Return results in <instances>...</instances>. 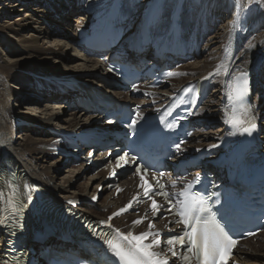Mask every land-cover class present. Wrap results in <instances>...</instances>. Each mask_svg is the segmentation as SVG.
Returning a JSON list of instances; mask_svg holds the SVG:
<instances>
[{
	"label": "bare ground",
	"instance_id": "6f19581e",
	"mask_svg": "<svg viewBox=\"0 0 264 264\" xmlns=\"http://www.w3.org/2000/svg\"><path fill=\"white\" fill-rule=\"evenodd\" d=\"M81 2L82 0H0V5H3L0 6V21L5 18L3 22H0V53L4 56L0 60V220L5 221L4 224H0V264L6 257V247L9 245L10 235L17 228L16 193L24 201L27 211L25 237L32 239L42 231L55 229L36 213L37 208H45V201H48L50 202L48 209L58 210L65 203V198L78 197L76 194L80 189L83 194L89 193V189L95 184L97 178V175H90L85 179L86 182L72 190L66 187L70 179L63 180L64 176L60 178L65 186L62 187L63 191L58 186L61 185V182L53 183L55 178L52 174L53 170L61 166V160L53 155L55 146H59V141L49 134L48 128L60 125L59 127L66 130L79 129L95 116L89 114L82 118L80 116L82 112L78 109L71 111L68 118H60V113L64 111V105L62 106L61 101L56 100L59 97L64 98V96L58 95L59 93L53 89L63 78L75 77L64 73H46L48 67L53 66L49 60H57L58 57L64 60L66 54L62 49L57 48L60 43L55 39L64 35L71 42L75 40V30L68 31L66 29L71 13L85 11L88 13L87 15H90V17L84 18V14L79 13L80 17H78L76 26L79 33L88 31L86 38H89L99 28L111 9L115 10L116 17L125 19L128 25L133 22L134 17H138L139 20L135 28L144 16V26L150 25L151 28H155L153 46L158 48L166 35H169L171 40L172 38L185 40L181 36L186 28L189 27L197 31L196 27H198L202 32L203 39L198 42L197 38L192 36L185 43L188 50L194 51L193 60L175 69L172 72L173 75H168L162 87L154 90L153 93L156 94L155 99H161L189 81H197L203 86H208L210 94L196 116L197 119H202L205 123L213 122L212 124H214L223 120V116L225 118L234 116L230 111L225 110L224 100L232 87L233 76L235 75L238 83L242 82L238 79L240 74L236 73L246 72L248 74L250 88L255 90L264 87L262 81L264 76V0L261 3L260 11H257V14L252 17L245 15L249 9L245 8V4L243 6L242 0H235V14L228 17L226 25H223L222 21L214 16H204L205 13L210 14V11H215V13L223 11V4L220 0H201L197 5L194 3L196 0H140V2L139 0H87L86 4H82L83 7H80ZM32 3L39 4L35 9L38 14L30 12L33 11L30 8ZM52 3L55 5L52 6ZM132 5H134L133 10L139 13H133L131 16L125 14L123 8ZM150 6L152 7L150 8ZM191 6L194 11L192 15H195L194 21H196L187 26L183 22V16L187 13L186 8ZM183 7V11L186 13L181 16ZM24 9H27L23 12L24 15L22 13L15 15ZM189 13L191 12L189 11ZM237 14L240 17L239 20H237ZM245 16H248L249 19H246ZM234 21L235 23H233ZM33 23L36 25L33 26ZM171 25L174 27L168 34L167 31ZM60 28L64 29L63 32H60ZM143 33L145 36L150 35L147 32ZM206 38L208 39L205 41ZM6 47L9 48L7 55L3 53V49ZM76 56L83 58L79 57L83 60L81 61L82 66L89 64V70H94L96 73L99 71L101 74L102 69L97 59L81 54H76ZM226 69L228 75H225ZM77 79L83 80L84 78ZM36 91H39L40 96L47 99L44 103L45 106H48L46 111L49 112L42 120L36 118L35 108L27 106L30 108H26L27 110L22 111V115H20L19 111L21 110L17 111L13 107V99L14 104L17 103L18 106L25 104V100L31 105L39 102V99L22 98L26 94L39 96ZM106 92L113 97L120 95L119 92L113 90ZM235 92H239L237 87ZM122 100L127 101L126 98ZM253 100L258 106V115L264 116V94L262 97L256 95ZM51 106V109L54 108L57 111L49 110ZM24 120L34 122L38 127L22 126ZM18 126H22L23 141H19V137H13ZM222 131V127L215 128L210 125L207 134L197 135L198 140L190 142L188 147L195 152L201 150L211 142H215V135H222ZM53 159L54 161L50 163L46 161ZM14 178H18L17 190L12 186ZM96 184L91 192L95 190ZM59 197H63L64 200ZM107 198L108 194H105L101 200V207H109L110 203L107 202ZM117 200H112V202L116 203ZM97 208L92 211L99 213ZM263 241L264 233L260 235L258 241H247L248 248L239 251V256L236 254V257L245 260L239 263L264 264Z\"/></svg>",
	"mask_w": 264,
	"mask_h": 264
},
{
	"label": "snow or ice",
	"instance_id": "6c2138e0",
	"mask_svg": "<svg viewBox=\"0 0 264 264\" xmlns=\"http://www.w3.org/2000/svg\"><path fill=\"white\" fill-rule=\"evenodd\" d=\"M255 2L256 0H247L249 7ZM239 19L240 17L237 14V20ZM169 75H173V73H169ZM225 75H228L227 69L225 70ZM238 79L242 80L244 85V89L240 93L242 97L248 92V74L241 72ZM137 108H139V105H137ZM142 119V114L137 112L134 117H130L128 127L137 130V126ZM161 123H165V121L162 119ZM174 126L173 123L167 124L169 129ZM256 127L257 125L253 121L248 126H243L242 132L252 135ZM182 143L181 141L175 145L177 151H182ZM211 147H216V145ZM133 164L136 165L135 171L139 173L141 166L138 164L136 157L129 159L128 153H124L116 158V166L118 168L131 167ZM146 171L147 169H145ZM160 175L163 176L164 174L161 173ZM141 181L142 184L140 186L143 188V196L152 200L151 209L154 216L161 213L162 206L158 205L157 200L153 196L162 195L168 205L169 213L171 214L175 211L176 216L179 218L175 221H169V223L183 224L180 234L169 235L165 242L168 246V251L171 252L173 257L177 255L174 247L179 245L181 249L186 250V254L182 256L185 264H191L193 256L198 261V264H228L227 257L237 241L233 239L234 233L228 226L227 212L221 203L219 193L200 190L197 185L201 183V178L197 175L194 181H190L182 191L175 194L177 199L173 201V199L169 198L170 194L164 191L165 185L159 183V180H157L159 190H155L151 184L144 181L143 175L141 176ZM173 187H175V182H173ZM212 187H216V185L213 184ZM210 197H214V204L220 205V207L214 209L213 203L209 202ZM92 199L96 200L97 197L93 196ZM29 200H31V197H29ZM68 203L74 204L75 202L69 201ZM132 206L133 202L129 201L128 205L119 209L113 215H119L131 209ZM111 219L112 217H109V220ZM141 222L142 219L133 221L134 224ZM4 223L5 221L0 220V224ZM100 223L105 224L107 221H100ZM18 226L22 227V225ZM152 227L153 225L149 224V228ZM93 231L95 232V230ZM116 231L120 235L121 240L127 242L126 245L124 243H114L110 239L106 240L105 243L119 264H169L167 259L159 258L161 256L160 253L151 250L154 246L161 244L160 233L142 232L139 235H133L131 232L127 234L119 233V229ZM240 235L244 234L241 233ZM247 235H254V233L249 232ZM149 236H155L156 238L152 239L151 243H144L143 241Z\"/></svg>",
	"mask_w": 264,
	"mask_h": 264
},
{
	"label": "rangeland",
	"instance_id": "374dc122",
	"mask_svg": "<svg viewBox=\"0 0 264 264\" xmlns=\"http://www.w3.org/2000/svg\"><path fill=\"white\" fill-rule=\"evenodd\" d=\"M190 1V0H189ZM262 1L263 0H256V2L255 3H253L252 5H251V7H249L248 6V3H247V0H242V3H243V6H244V4H245V8L248 10L247 11V13L245 14V15H248L249 17H252V16H255L256 14H257V11L259 12L260 11V9H261V3H262ZM3 2H5V1H3ZM139 2H140V0H139ZM199 2H201V0H196V2H194V3H196V5H197V3L199 4ZM220 2L223 4V11H220V12H218V13H215V11H212L211 12V14H207V13H205L204 14V16H208V17H215V18H218V20H220V21H222V24L223 25H226V23H227V21L229 20V16L230 15H234L235 14V8H236V2H235V0H220ZM6 5H7V2L5 3ZM52 6L53 5H55L54 3H52L51 4ZM0 6H3L2 4L0 5ZM38 6H39V4H34V3H32L31 5H30V8L31 9H33V11L31 10L30 12H34V13H37L38 14V12H35L36 10V8H38ZM193 6V5H192ZM188 7V8H186L187 10H186V12L185 11H183V9H184V7L183 8H181V11H183V12H181V16H183V14L184 13H186V15L185 16H183V22L185 23V25H187L186 23H190L192 20H193V24H194V22L196 21H194V16L195 15H192L193 13H194V11H192L193 10V7ZM87 7V6H86ZM24 8V7H23ZM27 9H24V10H22V12H18V13H16L15 15L17 16L18 14H20V13H22V15H24V11H26ZM234 10V11H233ZM256 10V11H255ZM189 11L191 12V13H189ZM199 11V10H198ZM197 11V12H198ZM79 13H82V14H84V18H86V17H90V15H87L88 13H85V11H81V12H77V14H72V15H70L69 17H68V22H67V26H66V29L68 30V31H72L73 30V28H75V26H77V24H78V17H80V16H77ZM14 15V16H15ZM190 15V16H189ZM57 16H58V14H57ZM56 16V17H57ZM193 16V17H192ZM248 16L246 17L245 16V18L246 19H249L248 18ZM190 17H192V18H190ZM5 20V18H3L1 21L3 22ZM0 21V22H1ZM84 21V20H83ZM224 22V23H223ZM33 26H35L36 25V23H33L32 24ZM64 26V25H63ZM165 26V25H164ZM188 26V25H187ZM217 28V27H216ZM70 29V30H69ZM60 30V32H63V28H60L59 29ZM75 30V29H74ZM208 38H206L205 39V41L207 40ZM55 40H57V42L58 43H60V47L58 46V44H57V48H60V49H62L63 51H64V53H66L65 54V56H64V60H61L59 57L58 58H56V57H54V58H56L57 60H54V59H52V61L51 60H49L50 62V64H53V66L52 67H48V70H46L47 72L46 73H50V72H52V73H56V74H66V75H68V74H70V75H74V77L75 78H84L83 80L85 81V83H88V84H90L92 87H94V88H96V86H95V84L96 83H100L99 82V79H98V76H97V74H95V75H93V74H87V73H90V72H95L94 70H89L90 68H89V64L87 65V64H85V65H81L82 63H81V61H83V60H81V59H83L81 56H76V54L78 55V54H81V53H79V52H77L76 50H74V48H71V47H73L72 45H71V43L69 44V42H68V40H66V39H64V36L63 35H61V36H59V37H57V39H55ZM2 44V43H1ZM45 44H47L46 43V41H45ZM12 47V46H11ZM54 47V46H53ZM61 47H63V48H61ZM71 48V49H70ZM58 50V49H57ZM8 51H9V48H4L3 49V53H5L6 55L8 54ZM74 54V55H73ZM0 60L2 59V57H4V56H2V53H0ZM82 55V54H81ZM79 57H81V59L79 58ZM72 58V59H71ZM54 60V61H53ZM56 62V63H55ZM191 62V61H190ZM81 65V66H80ZM65 66V67H64ZM69 67V68H68ZM82 67H84V68H82ZM82 68V69H81ZM89 68V69H88ZM85 69V70H84ZM263 69H264V67H263ZM98 74H100V72L98 71L97 72ZM88 80H89V82H88ZM90 81H92V82H90ZM262 81L264 82V76H263V79H262ZM98 86H100L99 84H97ZM28 88V87H27ZM20 89V88H19ZM26 97H29V98H31V99H39V102H35V103H33L32 105L30 104V102H28V101H26L25 100V104H21L20 106H18L17 105V103L16 104H14L15 102H14V99H13V107H15L16 109H17V111L18 110H21V111H19V113H20V115H22L21 113H22V111H26L27 109L26 108H35V111H36V118H39V119H41L42 120V118L43 117H45L46 116V113H48L49 111L47 110L46 111V109L47 108H45V107H48V106H45V101H46V98H43V97H41V98H39V97H37L36 95H33V94H26V95H24L22 98L23 99H26ZM59 101V100H58ZM48 102V101H47ZM30 104V105H29ZM27 106H30V107H27ZM50 108V109H49ZM48 109L49 110H56V109H51L52 108V106L51 107H49ZM45 109V111H43ZM39 111V112H38ZM57 111V110H56ZM70 111H72V109H65L62 113H60V118H68L69 117V113H72V112H70ZM81 117L83 118V117H85V112H83L82 110H81ZM23 115H26V114H23ZM44 119V118H43ZM58 126V125H57ZM60 126V125H59ZM19 128H16L15 129V131H14V134H13V137H19V141H23V139H24V137L22 136V135H24V134H22L21 132H22V126H18ZM22 138H21V137ZM47 161V163L49 162H51V161H54V159L53 160H46ZM59 167V166H58ZM68 170H70V172H67ZM75 171L74 170H71L69 167H66L65 165H62L61 167H59V168H55L54 170H53V175L55 176V178H54V184L55 183H57V182H61V185H63L62 183V179H60L62 176H64V177H62V178H64L63 180H65V179H70L69 180V182L66 184V187H68L69 188V190H72V189H74V188H77V186H81L82 185V183H84V182H86V180L84 181L79 175H77V173H74ZM58 177V178H57ZM57 180V181H56ZM59 180V181H58ZM61 185H58V186H60L61 187V190L63 191V188L65 187L64 185L63 186H61ZM56 186H57V184H56ZM63 187V188H62ZM94 187H95V184H93L92 186H91V188L89 189V193L94 189ZM88 193V194H89ZM64 194V193H63ZM70 194H72V193H70ZM83 191L80 189L79 190V192L76 194L78 197L79 196H84L85 195V193L83 194ZM87 194V193H86ZM69 195V194H68ZM105 195V194H104ZM104 195H102V197H101V200H102V198L104 197ZM60 196H66V195H60ZM63 198V197H62ZM264 242V241H263ZM258 246H259V244H257ZM256 245V246H257Z\"/></svg>",
	"mask_w": 264,
	"mask_h": 264
}]
</instances>
